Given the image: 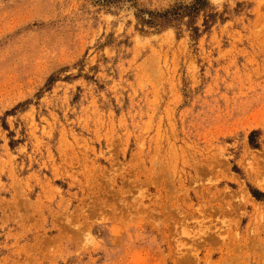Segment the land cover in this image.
Masks as SVG:
<instances>
[{
    "label": "rangeland",
    "instance_id": "rangeland-1",
    "mask_svg": "<svg viewBox=\"0 0 264 264\" xmlns=\"http://www.w3.org/2000/svg\"><path fill=\"white\" fill-rule=\"evenodd\" d=\"M0 264H264V0H0Z\"/></svg>",
    "mask_w": 264,
    "mask_h": 264
}]
</instances>
